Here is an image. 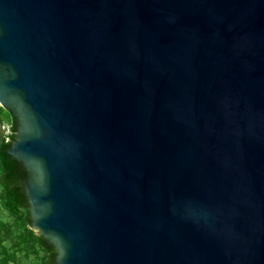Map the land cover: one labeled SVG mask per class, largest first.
Wrapping results in <instances>:
<instances>
[{
    "label": "water",
    "instance_id": "95a60500",
    "mask_svg": "<svg viewBox=\"0 0 264 264\" xmlns=\"http://www.w3.org/2000/svg\"><path fill=\"white\" fill-rule=\"evenodd\" d=\"M0 106L55 264H264V0H0Z\"/></svg>",
    "mask_w": 264,
    "mask_h": 264
},
{
    "label": "trees",
    "instance_id": "16d2710c",
    "mask_svg": "<svg viewBox=\"0 0 264 264\" xmlns=\"http://www.w3.org/2000/svg\"><path fill=\"white\" fill-rule=\"evenodd\" d=\"M15 136V119L0 106V264H55L52 244L31 229L27 172L7 153Z\"/></svg>",
    "mask_w": 264,
    "mask_h": 264
},
{
    "label": "rangeland",
    "instance_id": "374dc122",
    "mask_svg": "<svg viewBox=\"0 0 264 264\" xmlns=\"http://www.w3.org/2000/svg\"><path fill=\"white\" fill-rule=\"evenodd\" d=\"M23 264H28V263L24 262Z\"/></svg>",
    "mask_w": 264,
    "mask_h": 264
}]
</instances>
